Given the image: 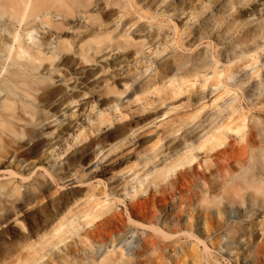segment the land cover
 I'll return each instance as SVG.
<instances>
[{
  "label": "rangeland",
  "instance_id": "1",
  "mask_svg": "<svg viewBox=\"0 0 264 264\" xmlns=\"http://www.w3.org/2000/svg\"><path fill=\"white\" fill-rule=\"evenodd\" d=\"M84 3L63 8L61 35L54 23L13 22L14 4L0 0V87L15 71L7 32L33 51L43 40L39 52L54 57L35 63L36 91L20 93L11 110H0L1 123L17 133L7 138L4 170L18 174L0 181L19 188L0 196V264H30L31 258L33 264H264L237 235L243 226L255 228L264 212L247 222L209 216L208 232L201 224L187 228L193 221L185 213L177 220L179 203L190 210L186 194L196 209L206 188L218 191L216 165L225 157L250 144L252 153L264 155V139L255 137L264 133V0H124L121 9L103 0ZM86 17L99 18L114 39L124 34L145 47L136 55L101 47L85 63L73 48L90 29ZM58 36L74 43L62 60L53 54ZM3 97L0 91V102ZM20 101L33 108L31 116ZM251 128L252 142L246 138ZM39 131L47 138L38 139Z\"/></svg>",
  "mask_w": 264,
  "mask_h": 264
},
{
  "label": "bare ground",
  "instance_id": "2",
  "mask_svg": "<svg viewBox=\"0 0 264 264\" xmlns=\"http://www.w3.org/2000/svg\"><path fill=\"white\" fill-rule=\"evenodd\" d=\"M84 1L85 0H10V2L14 4V9L16 10L15 16H13L11 18V20L13 22H16L17 24H20L24 20V21H26V23H25V25H26V24H28V22H34L36 19H39V21L41 22L40 23L41 25H47V26H49V28H50L51 23H54V28L61 35H63L65 33L64 18L66 17L65 13L63 12V8L67 7L68 2H70V3L76 2V5L78 7L86 8ZM103 3H104L105 7L115 6L119 9L125 7L124 0H103ZM51 18H52L53 22L48 21ZM97 19H98V22L97 23L94 22V20H97ZM86 23L89 25L86 28V30H88L90 28L89 31H87L85 34L83 32L80 34L79 37H77V41H76L75 46L73 48V50H75V47L77 48L75 53L78 54L79 56H81V58L83 59V61L85 63H90L93 61V57L90 55L89 56L87 55L88 52L93 51L94 53H98L99 52L98 50L101 47H105V48L111 47L113 50L115 49L117 51L118 50H126V49L130 48L133 51L134 55H136L138 52H140L145 47V44H143L142 42L135 43L130 38L125 36L124 34L121 35L120 37H118L117 39H114L112 35H110L107 31H105L104 29L101 28L102 26H104V24H103V22H101L99 20V18L86 17L85 24ZM28 29H30L29 25H28ZM124 33H125V31H124ZM27 34H29V32H27ZM30 39H31V41L33 40V38H30ZM4 40L7 41L9 44H11L8 46V51H9L8 52V55H9L8 59L10 61V65L15 67V71L12 70V72L9 73L7 79L3 81L4 85L0 87V91L4 92L3 100L0 102V110L7 111V110H11L12 106H14L13 102L11 101L12 99H19V100L21 99L20 93L24 96H29L31 92L37 90L38 84L41 82L33 80L34 78H32L33 76H31V73L34 70H37V68H38L35 65V63L37 62L40 65L44 60L51 61V59H54V57L50 56V57L46 58L41 52H39V48L43 47L45 45L44 44L45 42L43 40L38 41V44L33 43V45L36 47L35 51L31 50L30 47L25 46L22 43V40L19 39L18 34L16 32H14L13 30L7 32V35L5 36ZM12 44L16 45L14 50H12L13 49ZM72 44H74V43L65 42V41H63L61 36H58L57 37V43L55 44V48H54L55 51L53 54L54 55H56V54L60 55L61 54L60 58L62 60L63 59L62 56L69 53ZM17 60H23L25 63L17 62ZM29 72H30V74H28ZM10 75H11V79H10ZM107 90H108L107 87H105L104 93H107L108 92ZM20 103H21V101H20ZM21 110L24 112V114H28L31 116L33 108L28 103L27 104L21 103ZM61 115L64 116L63 114H61ZM1 122H2V114L0 112V178L1 177L10 178V177L16 176L18 174L14 173L13 171H11L9 169L8 170L6 169V171L4 170L7 167L6 161H4V159L6 158V155L8 154L7 147L10 146V143H11V142H9V140L7 138L10 137L11 135H17V133H16V131L9 129L8 126H4ZM98 122H99V124H102L104 122V118L100 117ZM253 133H254V131L252 128L248 131V133H246V138L248 139V141L251 140V142H252L253 135H254ZM256 136L259 137V140L264 139V133L263 132H261V133L257 132L255 137ZM251 137H252V139H251ZM37 138L38 139H46L47 133L39 131ZM51 139H53V138H51ZM204 141H207V139H205ZM215 144H216V142H215ZM49 147H50V143L43 144L39 150L40 155L45 153V151H47L49 149ZM251 147H252L251 144L247 145V146H243L242 149H240L241 153L238 156L236 153V156H234L232 158H230L231 156L229 158L225 157L222 160V162H219L220 164L217 163V164H219V165H216V170H218V172H219L218 178L221 181V183L219 182L220 185L218 184V186H220V187L217 189L218 191L216 193H214L215 190L212 191L213 187H212V189L209 187L206 188V191H203L204 194L199 192V193H201V195L199 194L201 196V199L203 197L204 198L201 200L199 198V196H197L199 198L200 202H199V200H196L199 203V205L196 206L197 207L196 209L195 208L191 209L192 206H189V204H190L189 201H191L192 196L191 197L186 196L187 195L186 191L184 190L185 193L183 191V193L186 194L185 196L183 194V196L186 197V200H187L185 205H187L188 208L190 207V210H187L185 205H184V207L186 210H184L183 208H181V205L179 203L180 208H179V210H177V215H178L177 218H179V216H181V214H184V213H185V216L187 217V219H189L188 221H190V219L192 218L191 221H193V223L190 222L191 224H189V223H188L189 225L186 224L188 226L187 227L185 225L187 228H190L193 224L194 227H197V230H198V226L203 225L205 227V230H207V232L209 230L213 231L212 221H211L209 216L212 217V215H213V217H215V218L223 216L229 222H232V220H237L238 218H240L241 222H247V221L255 220L259 216V213L264 212V155L252 153ZM13 160H14V158H13ZM182 161H183L182 158H175L173 160V162H177L176 165H179V166L183 165ZM21 163L26 164V161H22ZM232 165L236 166L235 168H237L236 169L237 171H231L232 169H230V168L232 167ZM217 167H218V169H217ZM232 168L235 170L234 166ZM161 169H163V171H164L165 168L162 167ZM36 171L46 172V169H44L40 166H37ZM183 174L179 173V178H184V177H182ZM20 178L23 179L22 176H20ZM138 182L140 183V180ZM172 182H171V184H172ZM186 183H188V182H186ZM12 185H14V183L13 182L11 183V181L8 179H6L5 182L0 181V196H6V195L8 196L9 193L10 194L11 193H13V194L17 193L18 194L19 188L14 187ZM178 186H179V184H178ZM181 186H183V188L187 189L184 185H181ZM189 186H191V185H189ZM189 186H188V189L190 188ZM187 191H188V193H189V191L192 192V190H190V189ZM192 194L197 195V192L191 193V195ZM211 194H213L212 197L210 196V198L212 200H209L206 195L209 196ZM194 197H196V196L193 195V198ZM179 199L180 198H178V201H179ZM16 200H18V199H16ZM192 200L195 201V198ZM211 202L214 203V206L210 204ZM192 203H193V201L191 202V204ZM202 203L203 204L205 203V205H202ZM240 206H241V208H242V206H245V208H249V210L240 212ZM200 207H201L200 212L202 211V214L200 212H198V210H199L198 208H200ZM212 209L214 211L213 213H212ZM0 210L2 212V209H0ZM193 210H194V212H193ZM4 211H6V210H4ZM185 211H187V214ZM188 211L190 213H188ZM192 212L194 214L199 215V217H197V216L195 217L192 214ZM5 213H8V212L6 211V212H4V214ZM4 217H6V215H4ZM223 217H221V220L223 219ZM110 218H113V216ZM217 218L215 220H217ZM5 219H3V221ZM177 220H180V218ZM177 220H175L176 222L174 221L175 224H177ZM218 220H217V222H218ZM221 220H219V221H221ZM0 221H1V219H0ZM223 222H224V220H223ZM214 223H216V222H214ZM222 223H220V224H222ZM225 223H227V222H225ZM216 224L214 225V227L218 228ZM224 224H222V225H224ZM60 225L61 224H58V228L60 227ZM178 226H179V224H178ZM20 227H22V226H20ZM180 227H182V226L180 225ZM180 227H179V229L181 231ZM204 227H203V229H204ZM58 228L55 229L54 232H56L58 230ZM243 228H244V226L240 229L236 228V230L239 229L240 232L242 233L241 235H240V232L238 234L237 233L236 234L239 236V238H241V242H244L245 245L246 244L248 245L249 243H252L254 245L250 256L253 259L261 258L262 263H264V220L262 222L260 221L259 224L255 225V228L252 226V224H251V226L249 225L248 227L244 228V230H242ZM224 229L219 226L218 231H217V229H216V231L219 234H222V233H224ZM254 231H255V233H254ZM233 233H235V232H233ZM236 234H234V235L236 236ZM38 235L39 234H37V236ZM86 236L87 235H85V238H86ZM226 236H227L226 238H228V239L234 237V236H231L230 234H227ZM238 236H236V237L238 238ZM39 237H43V233H42V236L40 234ZM244 237H245V239H244ZM233 239H231V241ZM224 240L225 239H223V241ZM231 241L230 242L228 241V242L232 243ZM26 242H27V240H26ZM23 243L24 244L19 246V249L25 248L27 246V243H25V242H23ZM148 243L151 245L152 241L150 240ZM226 246H227V244H226ZM226 246H225V248H226ZM204 250H207V248L204 247ZM34 253H36L35 254V256H36L37 253H39V252L34 251ZM41 258H42V256L39 259H41ZM34 260H36V259L31 258L30 264H33ZM110 262L111 261H109L108 259H102L98 264H111Z\"/></svg>",
  "mask_w": 264,
  "mask_h": 264
}]
</instances>
